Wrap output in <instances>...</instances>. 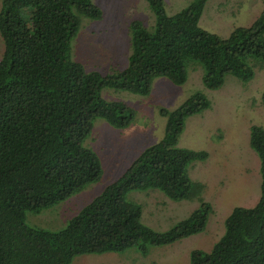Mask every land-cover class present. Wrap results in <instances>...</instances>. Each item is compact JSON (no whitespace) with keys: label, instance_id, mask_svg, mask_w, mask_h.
I'll return each instance as SVG.
<instances>
[{"label":"trees","instance_id":"1","mask_svg":"<svg viewBox=\"0 0 264 264\" xmlns=\"http://www.w3.org/2000/svg\"><path fill=\"white\" fill-rule=\"evenodd\" d=\"M153 30L140 22L128 26L131 53L120 73L87 72L72 59L71 40L82 18L99 19L92 0H1L0 39V264H70L81 254L122 253L144 257L202 232L213 213L201 201L203 187L188 176L205 151L177 147L187 118L209 108L195 94L177 110H162L161 141L145 149L127 171L107 185L58 230L25 223L26 212L59 204L102 175L99 158L83 145L100 118L116 129L128 128L135 112L102 97L103 89L149 94L159 77L186 82V67L200 63L204 85L219 88L227 74L246 81L254 74L248 58L264 66V9L250 26L222 39L198 24L206 0H190L165 15L162 0H144ZM264 105V93L261 97ZM249 145L260 160V195L251 207L235 206L211 252L194 250L188 264H264V129L252 125ZM158 190L172 201L200 203L190 217L165 233L144 226L139 205L126 201L133 191Z\"/></svg>","mask_w":264,"mask_h":264},{"label":"rangeland","instance_id":"2","mask_svg":"<svg viewBox=\"0 0 264 264\" xmlns=\"http://www.w3.org/2000/svg\"><path fill=\"white\" fill-rule=\"evenodd\" d=\"M189 1L162 0L165 15H173ZM92 2L101 16L96 20L81 19L70 43L72 59L82 64L87 72L120 73L127 68L131 53L128 26L138 21L146 29L153 30V16L144 0ZM262 9L264 0H206L198 24L225 39L235 28L250 26ZM3 50L0 39V58ZM247 64L254 70L251 78L242 81L227 74L216 89L204 85V67L195 62L187 65L184 84L174 85L159 77L146 96L103 89V98L126 104L135 112V118L125 129H116L100 118L94 120L83 145L99 158L101 178L59 204L37 213L26 212L25 223L46 230L64 227L107 185L117 181L145 149L162 140L166 126L162 110L173 112L191 96L204 94L210 101L209 108L186 119L177 147L205 151L209 155L206 161L195 162L188 168L189 178L203 187L201 201L213 208L205 229L171 245L151 247L147 257H142L135 249H128L122 253L76 255L70 264H188V254L192 251L211 252L224 233L225 219L233 207H251L260 195V160L249 145V132L252 125L264 129L261 101L264 66L255 58H248ZM126 201L140 206L141 223L156 233L171 230L200 206L197 200H169L158 190L130 192Z\"/></svg>","mask_w":264,"mask_h":264},{"label":"crops","instance_id":"3","mask_svg":"<svg viewBox=\"0 0 264 264\" xmlns=\"http://www.w3.org/2000/svg\"><path fill=\"white\" fill-rule=\"evenodd\" d=\"M144 257H147V256H144ZM142 264H145V262H144V263H142Z\"/></svg>","mask_w":264,"mask_h":264}]
</instances>
